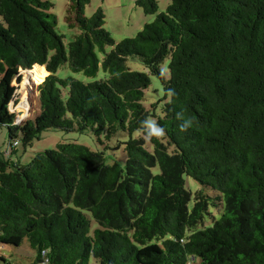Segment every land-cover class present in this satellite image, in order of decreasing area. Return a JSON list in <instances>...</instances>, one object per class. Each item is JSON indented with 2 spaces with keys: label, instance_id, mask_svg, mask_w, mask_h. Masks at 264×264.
I'll use <instances>...</instances> for the list:
<instances>
[{
  "label": "trees",
  "instance_id": "trees-1",
  "mask_svg": "<svg viewBox=\"0 0 264 264\" xmlns=\"http://www.w3.org/2000/svg\"><path fill=\"white\" fill-rule=\"evenodd\" d=\"M52 1L0 0L9 154L60 129L127 135V159L109 165L76 143L27 165L0 153V264L25 240L39 264H264V0H172L159 14L157 0H138L156 18L120 42L102 8L87 17L90 0H69L68 48ZM64 67L104 76L59 77ZM23 73L39 84L40 112L19 124L10 106ZM153 78L163 96L147 102Z\"/></svg>",
  "mask_w": 264,
  "mask_h": 264
},
{
  "label": "rangeland",
  "instance_id": "rangeland-1",
  "mask_svg": "<svg viewBox=\"0 0 264 264\" xmlns=\"http://www.w3.org/2000/svg\"><path fill=\"white\" fill-rule=\"evenodd\" d=\"M138 0H90V4L86 6L85 16L91 17L95 11L102 8L105 15V26L104 28L112 35L116 42H120L127 38L136 37L137 34L144 28L147 23H152L156 15H146L144 10L137 6ZM54 4L51 13H53L58 19V25L56 31L58 34L64 36V45L68 48L69 44L73 41L74 36L78 31L69 28L67 23V8L69 0H53ZM172 0H157L158 3V14L163 13L167 10ZM111 48H107L110 51ZM167 62L163 65L166 66ZM128 65L139 71H145V68L141 63L129 62ZM46 70V69H45ZM40 73L32 78L35 81H39L40 77H43L44 70L39 71ZM59 77H73L82 82H90L95 79H100L104 76V72L100 69L97 78H87L82 73H74L67 67L62 68L58 71ZM48 76V74L46 75ZM29 78V76H28ZM25 74L21 78L20 83L14 81V85L17 87L16 97L11 103V110L17 114V118L20 119L21 123L28 120L34 119L40 112L39 95L37 93V85L35 81H30ZM158 93L155 94V91ZM158 98L163 96L162 89L158 80L153 78L151 87L147 94V102H153V96ZM31 110V111H30ZM30 111V112H29ZM20 113V114H19ZM30 115V116H29ZM20 123V124H21ZM127 135L120 134L117 138H113L110 141L106 140L103 136L99 140L92 132L78 133V132H65L60 129H51L41 134L39 140H35L30 147L25 148L19 141V146L16 151L12 154L9 146V131L7 128H0V153L5 159L10 160L20 165H27L31 162L38 153H42L48 150L56 149L58 144L61 143H76L83 145L93 152L104 153L106 163L109 165L118 164L120 166L125 165L127 154L125 152L124 144H120L119 141H127ZM152 151L151 146L148 147ZM157 169L154 170V172ZM186 187L193 192L201 189V185L190 177H186ZM210 194H214L210 192ZM218 210L214 211V214ZM91 234L94 233L98 227L97 222L91 218ZM218 217V215H216ZM213 221L209 218H205V225H212ZM6 257L8 264H39L36 262L38 253L36 250L30 247L27 240L23 244L16 247H8L3 252ZM41 264V263H40ZM91 264H98L95 260L91 261ZM192 264H199V261H193Z\"/></svg>",
  "mask_w": 264,
  "mask_h": 264
},
{
  "label": "clouds",
  "instance_id": "clouds-1",
  "mask_svg": "<svg viewBox=\"0 0 264 264\" xmlns=\"http://www.w3.org/2000/svg\"><path fill=\"white\" fill-rule=\"evenodd\" d=\"M17 123H19V124L21 123L20 119L17 120Z\"/></svg>",
  "mask_w": 264,
  "mask_h": 264
},
{
  "label": "water",
  "instance_id": "water-1",
  "mask_svg": "<svg viewBox=\"0 0 264 264\" xmlns=\"http://www.w3.org/2000/svg\"><path fill=\"white\" fill-rule=\"evenodd\" d=\"M20 114V113H19Z\"/></svg>",
  "mask_w": 264,
  "mask_h": 264
}]
</instances>
